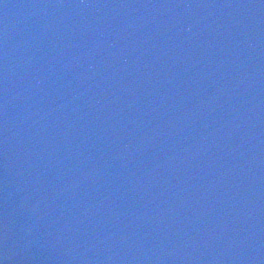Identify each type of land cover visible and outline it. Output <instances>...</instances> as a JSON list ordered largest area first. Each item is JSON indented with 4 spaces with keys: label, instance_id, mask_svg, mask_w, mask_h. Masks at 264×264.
Returning a JSON list of instances; mask_svg holds the SVG:
<instances>
[{
    "label": "water",
    "instance_id": "water-1",
    "mask_svg": "<svg viewBox=\"0 0 264 264\" xmlns=\"http://www.w3.org/2000/svg\"><path fill=\"white\" fill-rule=\"evenodd\" d=\"M0 264H264V0H0Z\"/></svg>",
    "mask_w": 264,
    "mask_h": 264
}]
</instances>
